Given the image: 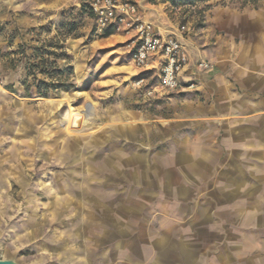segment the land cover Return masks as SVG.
I'll return each mask as SVG.
<instances>
[{
  "label": "rangeland",
  "instance_id": "rangeland-1",
  "mask_svg": "<svg viewBox=\"0 0 264 264\" xmlns=\"http://www.w3.org/2000/svg\"><path fill=\"white\" fill-rule=\"evenodd\" d=\"M214 1L139 0V8L145 21L186 38L206 29ZM43 53L51 60L52 53L65 54L57 65L72 88L37 94L29 73ZM132 53L130 36L104 37L71 0H0L2 259L58 264L57 235L66 239L80 218L139 197L135 170L141 182L145 168L152 180L179 179L167 170L173 168L170 155L183 145L179 140L190 134L191 108H182L190 91L164 90L156 72L138 68ZM200 63L196 69L207 71ZM129 67L132 76L124 70ZM69 105L81 119L71 130Z\"/></svg>",
  "mask_w": 264,
  "mask_h": 264
},
{
  "label": "crops",
  "instance_id": "crops-1",
  "mask_svg": "<svg viewBox=\"0 0 264 264\" xmlns=\"http://www.w3.org/2000/svg\"><path fill=\"white\" fill-rule=\"evenodd\" d=\"M212 5L205 30L176 37L189 60L182 108L192 112L167 170L179 179L152 180L145 168L141 182L135 170L139 197L57 235L58 264H264V3ZM149 71L160 80L158 60Z\"/></svg>",
  "mask_w": 264,
  "mask_h": 264
},
{
  "label": "built area",
  "instance_id": "built-area-1",
  "mask_svg": "<svg viewBox=\"0 0 264 264\" xmlns=\"http://www.w3.org/2000/svg\"><path fill=\"white\" fill-rule=\"evenodd\" d=\"M77 6H86L94 16L99 32L112 30L130 36L134 64L144 71L151 70L152 62L160 64L161 86L168 92L180 89V77L189 62L183 46L176 37H164L155 26L143 19L137 0H71ZM213 64L201 62V70L213 69ZM190 84L189 89L195 88Z\"/></svg>",
  "mask_w": 264,
  "mask_h": 264
},
{
  "label": "trees",
  "instance_id": "trees-1",
  "mask_svg": "<svg viewBox=\"0 0 264 264\" xmlns=\"http://www.w3.org/2000/svg\"><path fill=\"white\" fill-rule=\"evenodd\" d=\"M80 8L86 10L88 15L94 21L93 14L86 6H81ZM113 32L114 31L112 30L104 31V37H109L113 34ZM52 55L55 56L54 60H51L49 57H45L44 53L40 55L37 62L31 66V70L36 69L37 71L29 73V76L32 75L35 79L34 86L36 88L37 94L44 98L48 97L50 94L58 93L61 90H68L72 88L70 84H67L66 78L63 77V73L57 65V60L66 57L65 54L57 56L56 54L52 53ZM38 75L46 76L47 79H38ZM57 75L60 77L58 78Z\"/></svg>",
  "mask_w": 264,
  "mask_h": 264
},
{
  "label": "bare ground",
  "instance_id": "bare-ground-1",
  "mask_svg": "<svg viewBox=\"0 0 264 264\" xmlns=\"http://www.w3.org/2000/svg\"><path fill=\"white\" fill-rule=\"evenodd\" d=\"M129 75H133L132 74V68H125L124 69ZM68 100V99H67ZM73 100H71V102H72ZM65 103V102H64ZM93 106V105H92ZM89 107V106H88ZM90 109V108H89ZM93 109V108H92ZM77 111V110H76ZM91 111V110H90ZM82 114V113H81ZM93 116H94V114H93ZM66 121H67V124H68V128H67V130H71V128L72 127H76V126H78L79 124H80V116H79V114L78 113H76L75 112V110L71 107V105H69V110L67 111V113H66ZM82 125V124H81ZM84 127V126H83ZM86 127H88V126H86ZM65 128V129H66ZM73 129V128H72ZM75 134V133H74Z\"/></svg>",
  "mask_w": 264,
  "mask_h": 264
},
{
  "label": "water",
  "instance_id": "water-1",
  "mask_svg": "<svg viewBox=\"0 0 264 264\" xmlns=\"http://www.w3.org/2000/svg\"><path fill=\"white\" fill-rule=\"evenodd\" d=\"M0 264H20V262L17 259H14V258L2 259L0 257Z\"/></svg>",
  "mask_w": 264,
  "mask_h": 264
}]
</instances>
